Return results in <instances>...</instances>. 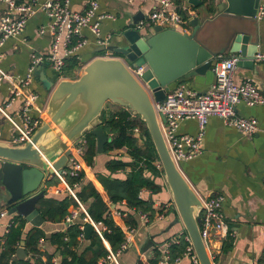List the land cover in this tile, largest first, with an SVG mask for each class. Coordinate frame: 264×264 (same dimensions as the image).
I'll use <instances>...</instances> for the list:
<instances>
[{
	"label": "crops",
	"instance_id": "1",
	"mask_svg": "<svg viewBox=\"0 0 264 264\" xmlns=\"http://www.w3.org/2000/svg\"><path fill=\"white\" fill-rule=\"evenodd\" d=\"M90 1L72 0L71 8L83 12ZM98 1L100 13L105 12L114 16L103 19L101 24L102 35H112L111 45L121 43L122 31L132 24L136 14L139 12L144 14V18L140 20L141 22L158 6L157 0ZM221 1H201L202 6L198 8L189 0H177L180 10H184L183 13L189 19L188 32L191 33L194 29L190 24V20L198 16L201 19V27L197 32V39L218 58L221 56L222 53L220 52L222 51H224L222 54L224 57H238L239 53H232L229 49L237 33L243 32L236 29L230 19L239 20L238 22L246 25L247 30L244 32L250 34V42L246 43L245 50L252 48L250 51L252 54L256 50L264 52V16L258 20L256 17L221 12L218 9ZM4 9L5 4L0 2V15ZM49 22L50 19L46 13L38 11L29 18L24 32L18 36L8 38L0 50V72L13 76L7 78L0 86V106L7 114L0 111L1 142L12 145L11 141L17 132L9 117L22 124L24 121L22 108L32 94H37L38 99L32 107L30 115L32 117H44L53 89L44 80L45 77L56 82L65 78L76 79L83 73L86 64L101 54L98 50L100 46L96 43V36L88 28H85L83 35L87 38V43L76 52L79 60V66L73 72L76 77L60 75L52 68L51 63L45 59L37 66V68L39 66L41 68L38 74L35 73L31 85L22 87V81L26 77L31 64L32 54L36 53L45 58L49 53L52 35L50 32L40 34L38 31L41 26H46ZM143 32H146V29ZM218 60H215L214 64ZM42 72H44V75ZM233 77L236 83H242L246 79L253 80L258 84L264 95V61H255L252 67L249 65H236ZM215 79L212 67L206 74L190 78L183 77L173 83L170 88L185 84L198 93H203L209 90ZM16 91L19 94L16 95ZM11 100L12 103L8 106ZM121 108V105L108 102L104 110L109 113ZM236 111L242 116L256 118L259 122L258 132L254 135H247L236 127L226 124L222 118L212 115L209 117L204 131L202 152L191 160L182 161L180 169L201 199L217 194L224 196L223 215L230 229L226 238L217 239L215 242L214 263L264 264V104L248 106L244 102H240L236 106ZM199 129L198 121L193 118L183 120L179 126L180 133L191 135H197ZM113 155H123V158L130 159L126 149L114 150L109 154L97 153L93 163L89 169L85 170V176L76 188H81L85 182L95 181L98 173L107 172V161ZM84 165L87 167L89 164ZM130 170L131 167L128 166L118 171L116 176L124 178ZM155 180L161 185V189L157 192L144 190L142 194L144 199L152 202L154 213L151 217L153 220L151 223L144 225L140 219V211L128 208L126 201L120 204L123 209H117L116 205L112 206V213L115 216H117V210H122L132 214L137 223V225L131 226L135 227V231L132 234L130 247L126 250L127 252H124L127 254L133 246L140 248V251H134L131 254L132 261L126 258L119 259L123 255L121 253L122 255L120 254L121 256L118 257L119 264H137L140 258L152 257L155 250L160 253V248L166 241L187 233L184 224L179 219L172 191L167 184L165 175L163 174L162 177H157ZM57 187L60 188L59 193L54 192ZM67 195L66 189L59 182V179L54 176L47 196L64 198ZM77 207L71 204L68 208L69 213ZM163 208H165L164 217L158 219L157 212L162 211ZM13 216V214L0 215V238L2 240L7 233V227ZM117 218L124 217L117 216ZM76 221H81V218ZM32 226L28 222L26 230ZM69 226L65 217L56 221L45 219L43 225L39 226L45 234V237L40 238L38 246L43 261H48L49 256L52 255L51 259L56 257L60 264L62 259L61 250L58 249L57 244H52L48 238L54 233L66 232ZM84 238L88 239L86 235ZM150 240L154 242L153 246L144 250ZM80 241V248H82L86 241L84 239ZM27 256L29 258L30 254L27 253ZM107 264L115 263L109 261ZM178 264H192V260L189 257H184Z\"/></svg>",
	"mask_w": 264,
	"mask_h": 264
},
{
	"label": "water",
	"instance_id": "2",
	"mask_svg": "<svg viewBox=\"0 0 264 264\" xmlns=\"http://www.w3.org/2000/svg\"><path fill=\"white\" fill-rule=\"evenodd\" d=\"M189 1L198 8L202 6L200 0ZM259 3L260 0H222L218 9L228 14L255 17ZM143 18L142 12L136 14L132 24L122 31L121 43L109 46L120 57H96L86 64L76 79L56 82L44 78L53 89L32 141L17 146L0 141V210L6 208L9 214L21 215L33 226L43 225L45 218L38 203L47 196L56 171L61 173L66 167L72 145L90 132L96 137L97 153L105 151V144L111 137L102 126V113L106 104L113 102L139 115L145 122L172 191L179 219L191 238L199 262L215 264L213 251L208 249L201 232L202 199L171 156L154 103L163 102L170 86L181 78L206 74L215 60L224 57V51L218 58L197 39L201 27L198 16L190 20L194 28L191 33L160 25L153 31L143 32L135 26ZM234 26L243 32L237 33L229 50L239 53L238 66L252 67L258 51L252 54V48L245 50L246 43L250 42V34L244 32L246 25L236 22ZM126 63L146 65L141 80L133 75ZM40 68H37V74ZM93 231L91 224L85 225L86 238ZM153 244L150 240L144 250ZM24 245L23 241L17 250L20 260L28 259Z\"/></svg>",
	"mask_w": 264,
	"mask_h": 264
},
{
	"label": "built area",
	"instance_id": "3",
	"mask_svg": "<svg viewBox=\"0 0 264 264\" xmlns=\"http://www.w3.org/2000/svg\"><path fill=\"white\" fill-rule=\"evenodd\" d=\"M209 2L211 0H201ZM5 4V9L0 15V50L5 44V41L24 32L29 18L35 15L38 11H43L49 17L50 22L46 26H41L38 31L40 34L50 32L52 42L48 55L44 58L36 53L31 56V64L28 68L26 77L22 81V87L31 85L34 79L37 66L43 60L47 59L52 68L63 75V70L66 65V60L69 57L76 56L78 49L87 43V38L83 35V30L88 28L92 34L96 36V43L103 47L105 52L98 57L115 58L120 57L117 53L111 51L112 35H102V20L105 18L114 17L109 13H100V4L98 0H91L88 7L83 11H75L71 8L72 0H0ZM158 6L153 9L147 18L137 25L142 30L146 29L153 31L156 25L164 28H173L181 32H188V17L180 10V5L177 0H157ZM184 9V8H183ZM190 7L188 8V10ZM191 13V11H189ZM192 14V13H191ZM264 16V0L260 1L258 11L255 17L259 20ZM255 61H264V52H258ZM238 57H221L214 65L215 82L212 86L203 93H198L191 87L181 84L175 88H170L166 92V97L163 102H155V109L160 119L161 130L166 141L167 147L176 164L180 167L182 161L191 160L202 152V141L204 131L208 119L212 115L222 118L226 124L234 126L241 132L247 135H254L259 130V122L254 117H245L237 113L236 106L240 102H244L248 106H256L264 104V95L256 82L251 79H246L242 83L234 81V71L237 65ZM127 67L133 75L141 80V76L146 69V65L133 66L131 63H126ZM12 78L11 75H6L0 72V86L7 79ZM19 94L16 91V95ZM14 99V98H13ZM12 99V100H13ZM38 99L37 94H32L22 108L24 121L19 124L11 117L17 134L13 137L12 145H23L26 142H31L33 134L41 125L43 117H32L30 111ZM9 101L8 106L11 105ZM0 111L4 109L0 106ZM133 113V112H132ZM7 115V114H6ZM133 115H136L133 113ZM196 119L199 123V132L197 135H191L179 132L180 123L186 119ZM140 126L134 129L135 134H141ZM86 137L84 136L79 142L72 145L71 155L68 158L66 167L62 172L56 171L55 177L66 189L67 192L78 202V207L74 208L65 217L68 225H72L78 218H81L83 232L79 235V239H84V228L86 224H91L94 231L99 234L104 244L109 250L106 258L98 261L97 264H107L114 262L119 264L118 257L121 253L130 247L132 234L135 227L126 226L128 231L126 240L120 248L114 252L108 241L104 237L106 227L101 221H96L92 218L87 208L82 204L74 190L80 182L73 186L68 182L69 177H78L81 173H85L87 167L82 163L81 157L86 148ZM52 165V163H50ZM158 168H163L160 161L156 162ZM149 190L144 188L140 191L142 197L143 191ZM54 192L59 193L60 188H55ZM143 198V197H142ZM204 208L201 213L202 225L201 232L208 249L213 251L212 258L215 254V242L227 237L229 226L223 215L224 196L222 194L211 195L202 198ZM164 210L157 212V218L164 217ZM8 209L0 210L1 216L8 215ZM116 215L119 217H127L128 212L117 210ZM140 219L144 225L151 223L153 220L149 212H139ZM10 224L7 227V232ZM184 237L188 243L185 252L182 255L174 256L172 253V245L178 243ZM67 239V238H66ZM184 257H189L193 263L200 264L198 256L195 252L191 238L186 234L179 235L169 241H166L160 248L158 264H178ZM49 264H59L56 257L51 259Z\"/></svg>",
	"mask_w": 264,
	"mask_h": 264
},
{
	"label": "trees",
	"instance_id": "4",
	"mask_svg": "<svg viewBox=\"0 0 264 264\" xmlns=\"http://www.w3.org/2000/svg\"><path fill=\"white\" fill-rule=\"evenodd\" d=\"M78 66L79 60L76 56L68 58L63 70L64 76L76 77L73 72ZM102 120L104 130L111 137V140L105 144L104 153L126 149L130 159L123 158V155L111 156L106 164L107 172L98 173L95 181L85 182L81 188L74 190L92 218L101 221L106 227L103 232L104 237L111 249L116 252L128 236L126 225L135 226L137 223L132 214L118 219L112 213V206L116 205L117 209H123L120 204L126 201L128 208L149 212L152 217L154 213L152 202L140 197V191L144 188L153 192L159 191L161 185L155 179L162 177L164 169L156 166V161L160 159L145 122L139 115H133L129 109L122 106L121 109L109 113L104 110ZM138 126L142 128L141 134L134 133V129ZM85 137L87 143L81 161L91 165L97 156L96 137L90 132L86 133ZM128 166L131 170L126 177L116 176L118 171ZM84 176L83 172L78 177L67 179L73 186L81 182ZM71 204L78 206V202L68 192L64 198L45 196L39 201L38 208L46 220L56 221L69 214L68 208ZM13 215L8 232L3 240L0 238V264H49L52 255L49 256L48 261H43L38 247L40 238L45 237L43 230L37 226L26 230L28 224L26 218L18 214ZM82 225L81 221H76L66 232H57L48 238L61 250L60 264H97L101 258L108 256V248L95 231L88 239L84 238L86 244L80 248L79 235L83 232ZM23 241L27 253L30 254L26 260L17 258V250ZM187 244L184 237H181L180 241L171 247L173 255H182ZM159 255L160 253L155 250L152 257L140 258L137 264H158Z\"/></svg>",
	"mask_w": 264,
	"mask_h": 264
},
{
	"label": "rangeland",
	"instance_id": "5",
	"mask_svg": "<svg viewBox=\"0 0 264 264\" xmlns=\"http://www.w3.org/2000/svg\"><path fill=\"white\" fill-rule=\"evenodd\" d=\"M230 21H231V23H234V25H235V23L236 22H238L239 20H233V19H230ZM100 49H98L99 51H100V53L101 54H103L104 52H105V49L103 48V47H99ZM111 104V103H110ZM134 251H137V252H139L140 251V248H137L136 246H133V247H131L130 248V250H129V252L126 254L125 252H123L120 256V258L119 259H123V258H126L127 260H129V261H132V256H131V254L134 252ZM127 252V251H126ZM126 254V255H125Z\"/></svg>",
	"mask_w": 264,
	"mask_h": 264
}]
</instances>
